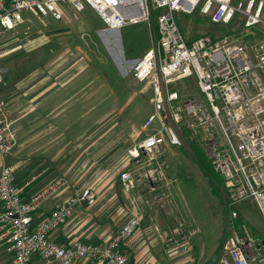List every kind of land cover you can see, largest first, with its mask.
Wrapping results in <instances>:
<instances>
[{"label":"built area","instance_id":"1","mask_svg":"<svg viewBox=\"0 0 264 264\" xmlns=\"http://www.w3.org/2000/svg\"><path fill=\"white\" fill-rule=\"evenodd\" d=\"M90 6L109 30L148 21L158 37L137 60L133 73L151 92L153 109L145 137L128 150L133 168L120 179L132 206L131 217L109 240L66 244L52 240L82 203L98 200L94 189L64 199L33 226L35 214L50 199L69 188L66 176L55 177L30 199L16 182L26 159L5 161L0 174V242L14 252L12 264H134L122 251L138 231L145 209L173 200L176 181L169 176L166 147L184 146L189 132L224 178L229 234L217 264H264V230L251 223L246 209L256 208L264 219V0H0V37L26 23L24 11L38 18L75 21ZM157 12L158 15H155ZM200 13L216 24L231 27L224 36L204 35L188 42L176 13ZM0 48V58L5 53ZM197 77L202 98L172 90L171 85ZM6 84L0 68V90ZM18 118L0 95V154L13 155L18 143ZM29 185V183H27ZM182 206L185 204L180 201ZM241 213L248 222L238 223ZM181 213L170 230L154 228L166 255L176 258L193 245L200 226Z\"/></svg>","mask_w":264,"mask_h":264},{"label":"rangeland","instance_id":"2","mask_svg":"<svg viewBox=\"0 0 264 264\" xmlns=\"http://www.w3.org/2000/svg\"><path fill=\"white\" fill-rule=\"evenodd\" d=\"M23 13L28 21L0 37V48L6 51L0 58V68L5 81L11 78L21 91L29 90L32 97L39 95L34 116H41L39 132L47 140L33 146L47 144L48 160L54 167L52 179L67 177L69 188L61 200L94 189L98 200L93 205L85 204L81 212L88 226L97 223L103 239H109L132 214L120 175L134 167L128 150L145 137L143 125L153 109L151 92L135 77L133 68L157 39L155 24L151 27L144 21L109 30L90 6L75 21ZM176 20L189 43L204 35L231 32V27L213 23L198 12H178ZM171 89L203 97L195 76L172 84ZM184 142V146H167L165 152L169 176L176 181L175 199L152 212L169 214L158 218L162 229L174 227L183 212L189 223L201 228L191 249L173 259L174 264H213L218 262L230 232L223 199L224 178L215 171L204 149L197 157L188 139ZM14 157L15 152L7 161ZM211 181L220 186L221 193ZM244 213L264 230L260 211L253 208ZM150 224L152 228H145L141 222L135 236L168 261L155 221Z\"/></svg>","mask_w":264,"mask_h":264},{"label":"crops","instance_id":"3","mask_svg":"<svg viewBox=\"0 0 264 264\" xmlns=\"http://www.w3.org/2000/svg\"><path fill=\"white\" fill-rule=\"evenodd\" d=\"M21 90L22 89H20L18 83H14L10 78V80L8 82L6 81V84L1 88L0 95L6 100L7 109L10 114L13 117L19 119L17 122L18 143L14 150L15 157L10 161L17 159L27 160V163L17 172L16 182L20 186H25L23 198L30 199L34 193L38 192L41 188L54 179L51 178L54 172V167L53 164H50L48 160L50 155L47 144L42 146L37 144L38 146H33L35 142L47 140V136H42L39 132L42 126L41 116H34L38 107V102L35 101H37L39 95L32 97V94L29 90L24 92ZM9 157L11 156L4 158L0 154V174L5 161H7V158ZM27 183H29V185H27ZM66 193L67 191L62 195L46 202L44 206L35 214L33 226H36L39 221L49 215L63 201L61 199L66 196ZM85 204L87 203L85 202L80 204L73 216L52 234L51 238L54 242L66 244L72 240L78 239L85 243H99L109 240L114 236H111L109 239H103L104 234L100 232V228L98 227L99 225L97 223H95L93 226H88L86 215L81 212L84 208H86L87 205ZM153 210L154 209L150 210L151 212H145L142 220V225L145 228H152L150 221L159 223L158 218L161 217V215H163V217L169 215L166 214L165 211H162L163 209L159 210L163 212L162 214L161 212L159 214L152 212ZM120 228L117 230V232L120 230ZM170 229L171 228L166 230ZM134 236L125 241L122 245V251L129 255L134 264H174V261H172L173 258H169L167 256L168 261L164 258L160 259V254L155 253V249H153V247L142 241V238L139 240L138 235L135 237ZM160 242L165 250L164 244L162 241ZM13 258L14 252L10 249L9 244L6 242H0V264H12ZM32 264H43V262L38 255H35Z\"/></svg>","mask_w":264,"mask_h":264},{"label":"trees","instance_id":"4","mask_svg":"<svg viewBox=\"0 0 264 264\" xmlns=\"http://www.w3.org/2000/svg\"><path fill=\"white\" fill-rule=\"evenodd\" d=\"M159 12H157L155 15H158ZM155 27H156V30H157V24L155 23ZM185 138L188 139V142H189V145L190 147L192 148V150L194 151V153L196 154V156L198 157V154L200 152L201 149H203L201 147V145L195 140V139H192L191 135L189 132H185ZM224 182V181H223ZM211 185L217 190L219 191L221 188L219 185L216 184V182L214 181H211ZM222 191L220 190V193ZM223 199L226 200V194L224 193L223 195ZM243 222H247L245 216L241 213V217L238 219V223H243ZM217 262V261H216ZM216 262H214L213 264H216Z\"/></svg>","mask_w":264,"mask_h":264}]
</instances>
